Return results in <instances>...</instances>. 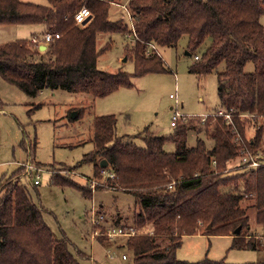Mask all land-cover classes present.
<instances>
[{"label":"trees","instance_id":"trees-1","mask_svg":"<svg viewBox=\"0 0 264 264\" xmlns=\"http://www.w3.org/2000/svg\"><path fill=\"white\" fill-rule=\"evenodd\" d=\"M125 2L132 27L122 17L110 19L111 7ZM263 3L48 0L47 5H41L0 0V25H44L47 30L43 35H59L45 51L33 42L37 35L0 44V77L31 97H37L45 88L95 98L131 88L133 75L98 69V57L110 47L107 44L102 51L97 50L100 33L132 37L133 45H126V49L134 58L135 75L165 71L157 47L176 46L186 36L190 54L211 39L201 54L195 52L200 58L190 67L191 72L207 76L225 64L224 71L218 73L220 108L216 114L177 124L170 137L147 133L118 136L115 115L94 119L95 150L84 161L95 165V177H101L102 169L115 174L108 179L111 189L136 196L141 211L130 227L152 228L149 233L128 237L123 244L131 253L132 264H230L225 259L206 258L197 263L178 260L182 237L204 226L208 229L209 225L212 228L205 233L232 237L230 249L264 252L260 238L246 237L250 218L242 206L244 201L255 202L256 224L264 234V167L224 172L231 161L241 160L248 152L257 153L262 140L263 127L258 128L256 118L264 117ZM83 7L90 10L91 16L79 24L75 15ZM150 44L156 46V51L147 55ZM248 63L255 66L251 73L245 71ZM219 110L230 114L231 119L217 115ZM250 127L257 132L248 139L246 128ZM189 131L204 133L212 146L201 138L196 146H188ZM139 138L143 147L135 142ZM168 142L175 144V152L166 151ZM102 160L109 163L107 168L100 167ZM22 171L20 167L0 185V264H81L80 260L87 257L73 251L71 240L64 234L57 237L46 224L43 208L20 182ZM52 184L73 187L87 198L92 196L85 185L60 176L53 177ZM239 228L241 233L236 235Z\"/></svg>","mask_w":264,"mask_h":264},{"label":"rangeland","instance_id":"rangeland-1","mask_svg":"<svg viewBox=\"0 0 264 264\" xmlns=\"http://www.w3.org/2000/svg\"><path fill=\"white\" fill-rule=\"evenodd\" d=\"M22 1L48 4V0ZM120 17L132 27L126 2L123 6L115 4L111 7L110 19ZM261 22L264 25V15ZM46 30L44 25H0V44L18 39L29 40L34 33L41 37ZM133 42L131 36L121 33L98 35V51L110 45L98 57V69L112 74L126 72L133 75L131 88H121L105 98L52 88H45L37 97H31L0 77V110L4 109L0 111V185L20 167L23 168L20 182L27 186L33 201L43 208L44 221L53 233L59 238L66 235L72 242V250L87 257L80 260L81 264H132L131 253L123 248V244L133 235L110 239L107 229L133 228L130 226L141 211L135 195L111 189L104 176H94L95 165L84 161L85 156L95 150L94 119L115 115L118 136L147 133L170 137L175 131L171 123L176 110L190 119L214 115L220 108L218 73L224 71L225 64L222 63L207 76L190 71L196 62L195 52L201 54L210 45L211 39H207L193 54H188L187 36L176 46H158L156 53L162 58L166 70L142 76L135 75L134 58L126 49V45L131 46ZM254 68V63H248L245 71L251 73ZM171 95L175 98L172 99ZM256 120L258 128L263 127L259 151L255 153L261 160L264 159V117L259 116ZM256 132L253 127L246 128V137L251 139ZM198 138L207 141L208 147L212 146L204 133L198 135L196 131H189L188 146H196ZM135 142L140 147L145 145L140 138ZM165 149L175 152L176 146L168 142ZM241 161H231L224 172L246 169ZM29 164L41 169L31 177L34 180L38 174L40 185L28 181L26 169ZM55 176L85 185L92 191L91 198L73 187L52 184ZM92 180L100 185L93 188ZM254 204L253 200L242 204L250 218L247 236L246 230L243 233L247 238L264 236L256 224ZM95 212L96 218L104 215V222H92ZM140 229H137L138 233L152 231L150 226ZM207 231L204 226L193 235H184L182 246L177 251L178 260L197 263L206 258L212 261L225 259L230 264L264 262V252L230 249L232 237L205 233Z\"/></svg>","mask_w":264,"mask_h":264},{"label":"built area","instance_id":"built-area-1","mask_svg":"<svg viewBox=\"0 0 264 264\" xmlns=\"http://www.w3.org/2000/svg\"><path fill=\"white\" fill-rule=\"evenodd\" d=\"M91 16V12L89 9H87L86 7H83L82 9H80L78 11V13L75 15V20L77 21V23L81 24V23H84L89 17ZM59 38V35L58 34H52V33H46L45 35H41V37H38V36H35L33 38V42L35 43H39L40 45H45V44H48L50 43L52 40L54 39H58ZM153 51H156V46L154 44H150L149 47H148V50H147V55H150L153 53ZM200 56H195V60H199ZM171 98L174 99L175 96L174 95H171ZM177 105V108H179V103L177 102L176 103ZM217 115L219 116H223L227 121H229L231 119V115L230 114H227L225 113L223 110H219L217 112ZM205 118V117H203ZM188 118L187 117H184L183 115H181L177 110L176 112L174 113V116H173V121L171 123L172 127H175L177 124H179V121H182V122H185L187 121ZM205 121V119H203V122ZM259 154H253V153H247L243 156V158L241 159L242 161V165L245 166L246 169H258V168H261V167H264V163L263 161L259 160V157H258ZM258 158V159H257ZM41 171V169L29 164L27 166V169H26V176L28 178V181L31 183L33 181V185H40V176L37 174L35 179L32 180L31 177L32 174L34 172H37L39 173ZM101 175L104 176L106 178V180H108L109 178L113 179L115 177V174L111 171H108V170H104L102 169L101 170ZM92 185H93V188L95 187V185H100V183H98L97 181L95 180H92ZM101 185H104V184H101ZM110 187V185H109ZM97 217V214L96 212L94 213V215L92 216V222L93 223H98L99 222H104V215H98V218ZM141 230V229H140ZM139 231V230H138ZM142 233V232H140ZM139 234L137 232V229L136 228H122V227H119V228H108L107 229V235L110 239H113L115 237H119V236H126V235H129V236H135ZM257 236V238H260L263 242H264V236L262 237L261 235H255ZM123 259H126V256H123Z\"/></svg>","mask_w":264,"mask_h":264},{"label":"water","instance_id":"water-1","mask_svg":"<svg viewBox=\"0 0 264 264\" xmlns=\"http://www.w3.org/2000/svg\"><path fill=\"white\" fill-rule=\"evenodd\" d=\"M39 49H40V51H45L47 49V45H40ZM188 54H190V53H188ZM108 166H109V163L106 160H102L100 162L101 168H107ZM211 228H212V225H209L208 230ZM235 233H236V235H239L241 233V228L237 229Z\"/></svg>","mask_w":264,"mask_h":264},{"label":"crops","instance_id":"crops-1","mask_svg":"<svg viewBox=\"0 0 264 264\" xmlns=\"http://www.w3.org/2000/svg\"><path fill=\"white\" fill-rule=\"evenodd\" d=\"M33 35H37V36H38L39 34L34 33V34H32V36H33ZM0 111H4V109H3V110H0ZM122 257H123V256H122Z\"/></svg>","mask_w":264,"mask_h":264}]
</instances>
